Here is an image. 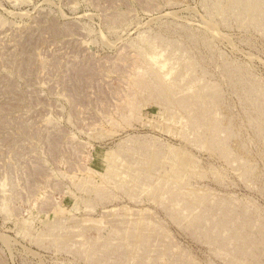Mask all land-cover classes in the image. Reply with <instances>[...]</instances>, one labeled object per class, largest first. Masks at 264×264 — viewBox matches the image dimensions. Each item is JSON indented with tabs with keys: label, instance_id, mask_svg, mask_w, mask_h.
I'll return each mask as SVG.
<instances>
[{
	"label": "rangeland",
	"instance_id": "rangeland-1",
	"mask_svg": "<svg viewBox=\"0 0 264 264\" xmlns=\"http://www.w3.org/2000/svg\"><path fill=\"white\" fill-rule=\"evenodd\" d=\"M0 264H264V0H0Z\"/></svg>",
	"mask_w": 264,
	"mask_h": 264
}]
</instances>
